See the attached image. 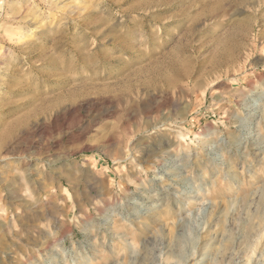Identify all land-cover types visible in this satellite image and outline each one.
<instances>
[{"label": "rangeland", "instance_id": "374dc122", "mask_svg": "<svg viewBox=\"0 0 264 264\" xmlns=\"http://www.w3.org/2000/svg\"><path fill=\"white\" fill-rule=\"evenodd\" d=\"M0 264H264V0H0Z\"/></svg>", "mask_w": 264, "mask_h": 264}]
</instances>
